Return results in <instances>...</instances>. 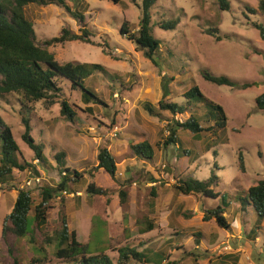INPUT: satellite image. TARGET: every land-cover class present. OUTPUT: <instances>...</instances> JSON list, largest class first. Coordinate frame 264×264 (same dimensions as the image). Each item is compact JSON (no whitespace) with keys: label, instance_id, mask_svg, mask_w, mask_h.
<instances>
[{"label":"rangeland","instance_id":"1","mask_svg":"<svg viewBox=\"0 0 264 264\" xmlns=\"http://www.w3.org/2000/svg\"><path fill=\"white\" fill-rule=\"evenodd\" d=\"M70 1L84 13L91 43L67 41L47 49L61 64H100L102 70L86 78L85 86L96 91L104 104L85 103L83 91L73 90L69 81L61 83L63 95L52 105L38 102L24 107L17 94L0 97V115L12 128L25 158L40 170L36 176L29 168L16 169L12 186L0 184V264H14L2 236L4 217L10 213L19 189H29L35 204H39L44 187L58 186L61 177L56 154L60 151L66 153L67 166L82 174L78 183H69L73 193L63 194L69 228L77 232L79 241L89 244L90 250H101L109 244L108 253L117 262V248L135 247L147 259L139 262L131 258L128 264H228L231 260L223 256L240 247V264H264V217L258 221L254 207L246 205L243 210L239 200L250 186L264 179V110L256 104V98L264 92V37L256 27H264V14L257 11L259 0H229V10H221L219 0H158L150 10L151 29L162 49L155 63L120 31L125 21L132 31L139 29L138 4L142 0ZM248 7L256 12L248 11ZM24 12L42 45L59 36L63 27L75 33L83 28L79 20L53 4H29ZM162 18L179 19V24L165 30L157 24ZM213 28L219 30L220 40L206 32ZM203 71L226 75L236 85L208 81ZM253 82V86L242 88V84ZM193 86H198L205 98L220 104L228 121L224 129H214L216 134L203 131L196 136L179 129L181 149L188 151L182 155L176 145L165 147L163 141L168 135L167 124L187 119L190 112L174 116L166 110L157 116L143 105L147 101L157 105L160 100L186 105L184 93ZM63 98L75 109V121L61 114ZM200 106L193 99L191 112H204ZM21 108L31 118V134L45 146L49 160L46 167L34 160V152L23 140ZM144 140L154 147L151 160L140 159L132 151L133 145ZM104 146L115 157V177L96 168L99 149ZM214 175L218 179L212 188L226 195L229 203V229L220 227L215 218L203 221L204 209L222 205V197L183 195L175 188L179 178L203 181ZM151 176L158 181L149 182ZM89 182L107 193H88ZM121 190L127 191L124 204L119 196ZM61 200L58 195L50 202L48 231L59 227ZM144 216L155 221V229L142 234L137 219ZM252 228V237H260L256 242L246 237V229ZM194 233L200 234L196 238L201 241L200 247ZM238 234L243 239H237ZM15 245L19 249L17 256L26 264L33 253L30 245L24 239L15 241ZM60 262L54 257L50 264Z\"/></svg>","mask_w":264,"mask_h":264},{"label":"trees","instance_id":"2","mask_svg":"<svg viewBox=\"0 0 264 264\" xmlns=\"http://www.w3.org/2000/svg\"><path fill=\"white\" fill-rule=\"evenodd\" d=\"M76 1L82 2L83 0ZM112 1L120 2V0ZM157 1L142 0L141 5L138 4L141 9L138 30L132 31L127 21L122 24L120 29L121 33L134 41L140 49L144 50L146 56L154 63L155 56L162 55L161 42L155 38L151 29L150 10ZM29 4L60 6L70 13L73 18L79 20L83 28L80 29V33H75L70 28L63 27L59 36L45 40L42 45L38 42L34 24L25 16L24 7ZM219 7L221 10H229V0H219ZM247 10L252 13L256 12L255 9L249 7ZM257 11L264 14V0H259ZM85 19L84 13L77 9L70 0H0V97L4 98L8 94H17L21 105L24 107L38 102L52 105L58 102L56 99L63 95L61 83L69 81L73 90L83 91L82 99L85 103L104 104L96 91L85 86L86 78L90 77L95 70H102L100 64L87 62L61 64L55 59L54 54L47 49L49 45L67 41L79 40L91 43L92 34L86 27ZM157 24L165 30L175 29L179 24V19L166 20L162 18ZM256 27L260 29V33L264 37V27L259 24ZM206 32L215 36L218 40L221 39L217 28L208 29ZM202 75L206 80L218 85H236L226 75H213L206 71H203ZM254 84V82L244 83L242 88H248ZM184 96L187 99L186 105L160 100L157 105L147 101L143 107L149 113L157 116H160L166 110L170 111L174 116L190 112V116L187 119L183 121L175 120L174 123L169 122L167 124L168 135L163 141V146L176 145L179 153L187 155L188 151L182 150L179 144V129L189 130L196 136L201 135L203 131H211L216 134L215 128L222 130L227 126L228 115L220 104L205 98L198 86L191 87L184 93ZM193 99H197L202 105L200 108L204 112L198 113L196 110L191 112ZM256 104L258 109L264 110V92L256 98ZM60 106L61 114L67 119L75 121L77 113L70 101L64 98L61 99ZM20 115L25 126L23 140L34 152V160H38L40 166L46 167V165H49V160L44 152L45 146L31 134V118L24 115V108H21ZM202 122L211 124L203 126ZM0 139V184L12 186L16 169L27 170L29 168L32 174L40 175L38 166L25 158L12 128L3 120L1 115ZM132 151L140 159L147 160L153 159L155 154L153 145L147 140L133 145ZM56 162L61 177L58 186L56 188L44 187L42 201L39 204H35L29 189H19L10 213L4 217L2 236L8 244L9 252L14 257V264H23L19 254L17 256L19 249L15 245V241L19 239L26 240L33 252L26 264H50L54 257L61 259L59 264H128L131 258L139 262H147L143 252L135 247L121 246L117 248L119 258L115 262L108 253L109 244L101 250H90L89 244L78 240L77 232L69 228L63 193H73L69 188V183H78V179L82 177V174L78 170H72L67 166L66 153L64 151L56 154ZM240 162L241 168L244 170L242 157ZM96 168H103L112 177L116 176V160L106 146L99 149ZM91 175H93L92 172ZM217 179V175L203 181L195 178H179L175 188L179 193L185 195L222 197V205H218L213 209H204L203 221H210L215 218L220 227L229 229L231 225L225 216L226 207L229 205L227 197L212 188V185L216 184ZM148 180L149 182L158 181L154 176L149 177ZM86 190L88 193L94 194L107 193V190L96 186L94 182H89ZM151 194L155 196V192ZM58 195L62 197L59 209L60 224L54 230L48 231V210L52 207L50 202ZM119 196L122 204L127 202L126 190H121ZM239 200L243 210L246 209V205H252L257 212L258 221H261L264 217V179L250 186L244 196L239 197ZM151 206H153V202ZM137 224L140 225L139 232L142 234L148 233L155 228V221L147 216L138 218ZM193 235L195 237L194 241L198 246L200 241L196 238L200 234L194 233ZM223 257L231 260L228 264H237L239 261L238 253H230Z\"/></svg>","mask_w":264,"mask_h":264},{"label":"crops","instance_id":"3","mask_svg":"<svg viewBox=\"0 0 264 264\" xmlns=\"http://www.w3.org/2000/svg\"><path fill=\"white\" fill-rule=\"evenodd\" d=\"M181 194H183V193H181ZM183 195H185V194H183ZM191 196V195H190ZM197 209V208H196ZM204 215V214H203ZM225 216H227V213L225 212ZM227 218V217H226ZM205 222V221H204ZM231 225V224H230ZM155 229V228H154ZM246 237L248 238V239H250V240H253L254 242H256V241H258L259 240V236H257V235H255L254 237H252L253 235H254V231H253V228L252 229H249V230H247L246 229ZM254 238V239H253ZM237 239H243V237L241 236V234H238L237 235ZM211 242H213V241H210V243ZM200 244H201V241H200ZM200 244L198 245L199 247H200ZM242 249L240 248V247H238V248H236L235 250L233 249L231 252H228V254L229 253H238V255H239V261H238V263L237 264H240L241 263V260H242V258H241V255H240V253L242 254ZM227 254H225V256H226ZM244 255H245V253H244ZM249 260V259H248ZM250 262V261H249Z\"/></svg>","mask_w":264,"mask_h":264},{"label":"built area","instance_id":"4","mask_svg":"<svg viewBox=\"0 0 264 264\" xmlns=\"http://www.w3.org/2000/svg\"><path fill=\"white\" fill-rule=\"evenodd\" d=\"M224 248H225V249H228L229 247H228V246H225Z\"/></svg>","mask_w":264,"mask_h":264}]
</instances>
